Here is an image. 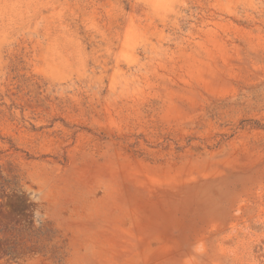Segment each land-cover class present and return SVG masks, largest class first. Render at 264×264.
<instances>
[{"label":"rangeland","instance_id":"obj_1","mask_svg":"<svg viewBox=\"0 0 264 264\" xmlns=\"http://www.w3.org/2000/svg\"><path fill=\"white\" fill-rule=\"evenodd\" d=\"M0 264H264V0H0Z\"/></svg>","mask_w":264,"mask_h":264}]
</instances>
